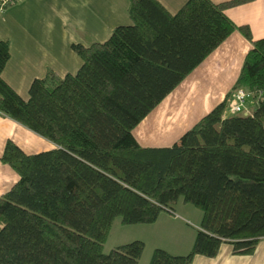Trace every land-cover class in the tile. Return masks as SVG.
<instances>
[{"label":"trees","instance_id":"16d2710c","mask_svg":"<svg viewBox=\"0 0 264 264\" xmlns=\"http://www.w3.org/2000/svg\"><path fill=\"white\" fill-rule=\"evenodd\" d=\"M253 0H187L175 13L159 0H130L129 24L104 42L72 48L74 74L48 69L23 98L2 72L0 112L56 147L26 153L8 140L2 161L19 174L0 195V264H142V240L104 251L117 217L155 222L182 199L202 210L192 249L157 248L149 264H192L223 242L251 254L264 237V37L226 13ZM252 48L234 89L254 91L252 114L225 116L226 99L172 146H143L133 129L234 30Z\"/></svg>","mask_w":264,"mask_h":264},{"label":"crops","instance_id":"0c3cea01","mask_svg":"<svg viewBox=\"0 0 264 264\" xmlns=\"http://www.w3.org/2000/svg\"><path fill=\"white\" fill-rule=\"evenodd\" d=\"M159 1L172 13L187 2ZM129 2L18 0L7 6L0 11V40H9L11 57L2 72L3 78L27 99L33 80L43 78L48 69L60 76L76 73L83 60L72 45L104 42L115 27L129 24ZM226 13L237 25H248L253 39L264 37V0L232 6ZM251 48L252 41L239 29L234 30L133 129L137 141L143 146L158 147L172 146L168 143L170 137L175 143L179 141L187 130L230 94ZM249 99L253 100V97ZM254 110L255 107H247L249 114ZM228 115L231 114L226 110L225 116ZM157 131L162 137L167 135V145H158L156 140L151 142L149 133L154 136ZM8 140H13L29 154L56 147L49 139L0 112V195L19 179L18 172L2 161ZM165 211L167 215L173 213ZM192 264H264V237L251 254L236 253L231 243L223 242L217 255L198 254Z\"/></svg>","mask_w":264,"mask_h":264},{"label":"rangeland","instance_id":"374dc122","mask_svg":"<svg viewBox=\"0 0 264 264\" xmlns=\"http://www.w3.org/2000/svg\"><path fill=\"white\" fill-rule=\"evenodd\" d=\"M249 109L255 107L252 99L246 100ZM183 134V133H182ZM150 138L156 140L158 145H167V135L160 136L159 131ZM152 136V137H151ZM170 145L175 141L170 137ZM202 210L191 203H185L182 199L175 205L170 215L165 210L161 212L158 219L153 223L123 224L121 217H117L111 228L104 251L109 252L112 248L129 243L134 240H142L145 248L141 257L142 264H149L154 251L163 248L174 254H187L193 246L194 235H197Z\"/></svg>","mask_w":264,"mask_h":264},{"label":"built area","instance_id":"2783aa9c","mask_svg":"<svg viewBox=\"0 0 264 264\" xmlns=\"http://www.w3.org/2000/svg\"><path fill=\"white\" fill-rule=\"evenodd\" d=\"M18 0H0V11H3L7 6L17 2ZM254 91L239 87L234 89L227 97L226 110L230 114H245L248 115L246 100L254 96Z\"/></svg>","mask_w":264,"mask_h":264}]
</instances>
